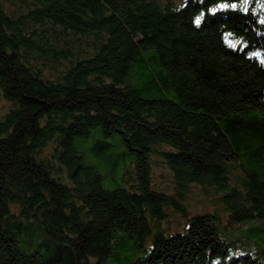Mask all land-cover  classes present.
<instances>
[{
    "label": "trees",
    "instance_id": "16d2710c",
    "mask_svg": "<svg viewBox=\"0 0 264 264\" xmlns=\"http://www.w3.org/2000/svg\"><path fill=\"white\" fill-rule=\"evenodd\" d=\"M262 16L0 0V264H264Z\"/></svg>",
    "mask_w": 264,
    "mask_h": 264
},
{
    "label": "clouds",
    "instance_id": "9594fccd",
    "mask_svg": "<svg viewBox=\"0 0 264 264\" xmlns=\"http://www.w3.org/2000/svg\"><path fill=\"white\" fill-rule=\"evenodd\" d=\"M248 2H249V0H245V4H246V5H247ZM258 3H259V0H258ZM220 7H221V8H228L229 5L226 4V3H223V4L220 5ZM231 7H232V8H235L236 5H235V4H232ZM216 10H217V9H216L215 7H213V8L211 9V11H212L213 13H215ZM243 10L246 12V11L248 10V8H247V7H244ZM253 11H255V9H254ZM201 19H202V16L196 18V20H195V24L197 25V27H199L200 22H201ZM197 21H199V22L197 23ZM260 23L264 24V16L261 17V19H260ZM255 55L259 56V53H256ZM260 65H261V66H264V59H261V60H260Z\"/></svg>",
    "mask_w": 264,
    "mask_h": 264
},
{
    "label": "rangeland",
    "instance_id": "374dc122",
    "mask_svg": "<svg viewBox=\"0 0 264 264\" xmlns=\"http://www.w3.org/2000/svg\"><path fill=\"white\" fill-rule=\"evenodd\" d=\"M4 104H5L4 101L0 99V115L2 114V109L4 107ZM220 233L222 237H228L229 234H231V232L228 231L223 225L220 226Z\"/></svg>",
    "mask_w": 264,
    "mask_h": 264
},
{
    "label": "snow or ice",
    "instance_id": "6c2138e0",
    "mask_svg": "<svg viewBox=\"0 0 264 264\" xmlns=\"http://www.w3.org/2000/svg\"><path fill=\"white\" fill-rule=\"evenodd\" d=\"M199 21H197V23H198Z\"/></svg>",
    "mask_w": 264,
    "mask_h": 264
}]
</instances>
